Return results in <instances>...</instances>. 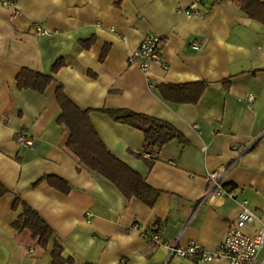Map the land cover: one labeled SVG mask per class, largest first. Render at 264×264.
Returning a JSON list of instances; mask_svg holds the SVG:
<instances>
[{
    "label": "crops",
    "instance_id": "1",
    "mask_svg": "<svg viewBox=\"0 0 264 264\" xmlns=\"http://www.w3.org/2000/svg\"><path fill=\"white\" fill-rule=\"evenodd\" d=\"M192 1L15 0L13 18L0 3V182L9 190L0 195V264H51L54 241L71 264H230L170 253L142 231L158 227L162 241L195 240L212 251L242 206L255 215L244 232L264 224V25L233 0L204 2L200 13L186 16ZM33 22L49 34L35 36ZM147 33L163 39L162 62L142 72L126 59ZM23 68L51 80L42 91L18 87ZM195 81L207 85L193 103L159 91ZM58 86L87 111L105 148L157 191L151 205L69 148L70 130L58 121ZM108 108L164 120L183 140L163 143L149 165L142 132L115 121ZM20 129L33 145L15 141ZM219 167L232 197L211 193L206 175ZM48 176L63 180L65 190ZM14 194L50 226L45 247L27 228L12 227L21 210L11 209Z\"/></svg>",
    "mask_w": 264,
    "mask_h": 264
},
{
    "label": "trees",
    "instance_id": "2",
    "mask_svg": "<svg viewBox=\"0 0 264 264\" xmlns=\"http://www.w3.org/2000/svg\"><path fill=\"white\" fill-rule=\"evenodd\" d=\"M248 17L261 22L264 25V2L260 0H233ZM61 60L58 59L52 67L54 71ZM51 80L49 75H45L30 69L23 68L17 75L18 87H30L42 91ZM224 80L223 85L227 86ZM207 82H189L184 84H167L159 87L161 95L175 102H195ZM56 100L61 109L58 117L59 122H63L70 130L67 141L69 148L75 152L81 160L88 166L99 170L111 179L124 193L135 195L147 204L151 205L156 198L157 191L150 187L142 177L113 156L103 145L93 130L86 110L77 108L62 92L60 86L56 88ZM115 121L125 123L140 130L143 134L141 151L148 155V164L155 159L161 145L170 139L177 138L183 140L181 134L168 122L159 118L133 112L124 108L104 109ZM138 156L143 157L140 153ZM49 181L65 190L67 186L60 178L48 176ZM9 190L0 182V195ZM20 206L18 216L11 222L13 228L20 230L27 228L41 247H45L51 236L50 226L32 209L19 195L14 194L11 209ZM155 230H158L156 227ZM51 264H71V258L63 257L62 247L58 241H54L50 253Z\"/></svg>",
    "mask_w": 264,
    "mask_h": 264
},
{
    "label": "built area",
    "instance_id": "3",
    "mask_svg": "<svg viewBox=\"0 0 264 264\" xmlns=\"http://www.w3.org/2000/svg\"><path fill=\"white\" fill-rule=\"evenodd\" d=\"M213 0H193L191 4L183 9L186 16L200 13V5L204 2ZM0 3L10 10V18L18 15L19 8L15 0H0ZM32 33L35 36H42L49 34V31L39 22L32 23ZM163 39L154 34H145L138 45L127 55V64L134 65L142 72H146L150 63L153 61H161V47ZM194 48L196 44L192 45ZM165 67L164 64H162ZM254 100V95L250 92L246 96L247 103ZM15 141L19 145L31 146L35 143V139L29 136L25 130H18L15 132ZM224 167H219L211 170L206 179L211 185V193L214 195H221L232 197L233 191L229 186L221 182V177L225 172ZM255 218L254 213L242 206L237 213L233 224L229 225L223 240L212 251H207L195 240H188L184 245H178L176 240L162 241L160 239V232L158 230H151L146 228L142 231V238L145 241L162 243L170 253H175L180 256H192L200 262L209 261L216 258H224L230 264H264V224H260L253 233L249 234L242 230V228L252 222ZM134 227L138 224L134 223Z\"/></svg>",
    "mask_w": 264,
    "mask_h": 264
}]
</instances>
